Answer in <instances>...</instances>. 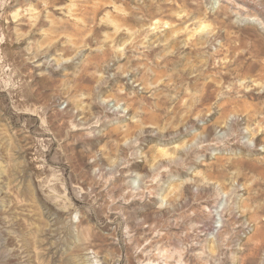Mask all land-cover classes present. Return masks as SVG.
Wrapping results in <instances>:
<instances>
[{
  "label": "rangeland",
  "instance_id": "374dc122",
  "mask_svg": "<svg viewBox=\"0 0 264 264\" xmlns=\"http://www.w3.org/2000/svg\"><path fill=\"white\" fill-rule=\"evenodd\" d=\"M262 14L0 0V264H264Z\"/></svg>",
  "mask_w": 264,
  "mask_h": 264
},
{
  "label": "bare ground",
  "instance_id": "6f19581e",
  "mask_svg": "<svg viewBox=\"0 0 264 264\" xmlns=\"http://www.w3.org/2000/svg\"><path fill=\"white\" fill-rule=\"evenodd\" d=\"M162 6H159L158 9H161ZM167 12V11H166ZM128 21V20H127ZM204 84V83H203ZM214 86V87H213ZM215 83H205V85H202V87H198L197 86V91H199L200 95L197 97L196 99V103L195 104H191L190 106H188V108L184 109V114L182 115L183 118L187 119L189 117V115L191 113H193L194 111H199V107L202 105H205L206 103H208L207 101H209L212 98V94H214L217 90V88H215ZM229 96L227 98H220L217 101V106H218V110L220 111V116L221 117H225L226 113H230L232 108H235V110L237 111H244L246 112L245 115H247L251 118V120L254 118L252 117L253 115H255V112H252L250 110H248V107H246V105H244L243 103H241V101H239V99L237 98H233L231 93H228ZM186 106V105H185ZM218 111V112H219ZM250 114V115H249ZM176 115V114H175ZM219 116V117H220ZM178 117V115H177ZM173 117H171L170 120H172ZM176 118V117H175ZM181 119V118H180ZM178 120V119H177ZM249 121V119H248ZM172 123V122H171ZM237 125H239V123L237 121L233 122V126L236 127ZM235 138V137H234ZM231 139H233V137H231Z\"/></svg>",
  "mask_w": 264,
  "mask_h": 264
},
{
  "label": "clouds",
  "instance_id": "9594fccd",
  "mask_svg": "<svg viewBox=\"0 0 264 264\" xmlns=\"http://www.w3.org/2000/svg\"><path fill=\"white\" fill-rule=\"evenodd\" d=\"M233 2H234V0H227V6L232 5ZM235 8L237 9V14H239L241 11H246V10L241 9L239 4H236V5H235ZM262 15H264V14H262ZM246 18H250V19H252L253 21H256V17H255V16H249V17H246ZM257 22H258V21H257ZM260 26H261L262 28H264V23H260ZM104 103H107V101H104ZM125 143H127V141H125ZM75 190L83 191V189H76V188H74V191H75ZM162 206H163V205H161V207H162Z\"/></svg>",
  "mask_w": 264,
  "mask_h": 264
}]
</instances>
